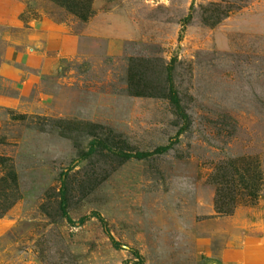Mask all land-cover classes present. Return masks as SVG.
<instances>
[{"label": "rangeland", "instance_id": "rangeland-1", "mask_svg": "<svg viewBox=\"0 0 264 264\" xmlns=\"http://www.w3.org/2000/svg\"><path fill=\"white\" fill-rule=\"evenodd\" d=\"M56 1L0 0V264H264V0Z\"/></svg>", "mask_w": 264, "mask_h": 264}, {"label": "trees", "instance_id": "trees-1", "mask_svg": "<svg viewBox=\"0 0 264 264\" xmlns=\"http://www.w3.org/2000/svg\"><path fill=\"white\" fill-rule=\"evenodd\" d=\"M62 2H65V3L64 4H62V3L59 4L56 1V3L61 5V6L65 5L63 7L67 8V10L70 13H72V14L76 15L77 17H79L82 21H85L88 18L87 17V13L86 12L84 14L79 13L77 7H70V5L66 6L68 3H70V0H67V1L63 0ZM72 6H75V5H73V2H72ZM169 70L170 69H168V83H169L170 101L173 103V105L176 108H179L177 95H176V92H175V90L173 88V85H172V82H171V74H170ZM93 150H94L93 147H90L89 151H88V154H91L93 152ZM164 150L165 149L162 148V149L157 150L156 152H161V151H164ZM118 154L123 156L124 158H132L134 156L136 158H143V157L149 156V154H142V153L141 154H135L133 156L132 155H128V154H124V153H121V152H119ZM219 191H222V190H219ZM252 195H253V193H252ZM218 198H219V201H217L216 206H215L217 213L227 214V215L231 214L232 213L231 207L232 208L234 207V198H227L224 195H223V197H218ZM61 204H63V206H62L63 215L66 216L68 222L72 223L71 220L69 219V217H67V215L65 213L64 199L61 200ZM92 217L96 218L99 222L103 223V220L101 219V217L97 213H93ZM83 220H84V218L80 219L79 222L82 224ZM106 232H108V231H106ZM113 246L116 249L119 247V245L117 243H115V242L113 243ZM134 256H135V258L138 259L137 253H134Z\"/></svg>", "mask_w": 264, "mask_h": 264}]
</instances>
